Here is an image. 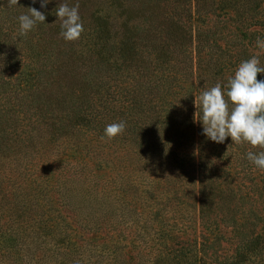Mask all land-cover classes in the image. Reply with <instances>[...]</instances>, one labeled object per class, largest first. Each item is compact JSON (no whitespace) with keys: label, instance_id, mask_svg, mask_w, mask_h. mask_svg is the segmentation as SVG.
I'll return each mask as SVG.
<instances>
[{"label":"trees","instance_id":"obj_1","mask_svg":"<svg viewBox=\"0 0 264 264\" xmlns=\"http://www.w3.org/2000/svg\"><path fill=\"white\" fill-rule=\"evenodd\" d=\"M19 1L33 6L39 0ZM62 2L79 4L85 30L78 40L60 35L55 10ZM8 9L0 10V90L27 87L34 94H49L44 102L51 121L49 142L56 137L79 147L82 140L86 145L93 139L80 136V129L125 121L124 138L111 143L109 150L126 157L139 177L144 174L146 186H155L150 192L156 199L151 217L102 241L110 251L107 264H264V170L247 159L248 151L258 154L264 149L235 144L231 137L217 143L203 134L202 123L194 122L195 95L221 78L225 50L237 47L245 57L241 61L248 59L243 32L264 24V0H50L39 10L46 21L36 27L53 45H60L62 58L56 61L40 59L48 44L42 41V52L43 37L36 38L33 30L21 36V14L14 13L13 6ZM179 55L187 61L185 81L192 82L191 115L187 145L172 148L168 131L178 133L172 62ZM23 58L28 63L21 68ZM9 70H17L15 84L13 74L5 78ZM67 75L73 80L65 86ZM257 79L264 80V74ZM57 108L62 119L51 115ZM3 120L9 124V117L0 116V125ZM219 153L225 157L223 164L215 160ZM85 172L77 165L64 167L60 186H92L82 178ZM1 192L0 264L75 263V243L66 231L73 224L101 227L111 219L92 206L79 219L81 208L71 206L65 228H59L68 252L49 254L38 246L54 228L23 227L40 212L39 206L6 205ZM132 231L133 236L125 234Z\"/></svg>","mask_w":264,"mask_h":264},{"label":"rangeland","instance_id":"obj_2","mask_svg":"<svg viewBox=\"0 0 264 264\" xmlns=\"http://www.w3.org/2000/svg\"><path fill=\"white\" fill-rule=\"evenodd\" d=\"M31 6L29 3L22 4L19 1V4L13 6V12L28 13V8ZM41 6L42 0H39L34 2L32 7L40 10ZM8 8L10 9L8 0H0V10ZM33 32L37 34L36 38H44L40 42L48 44L43 53L45 55H42L40 59L47 57L56 61L62 58L61 49H58L61 48L59 44L53 45L52 40L41 34L37 27L33 29ZM258 37L264 40V24L254 25L243 32L242 42L247 44L246 57L250 59L253 55L259 54L261 65L264 66V50L257 46ZM43 42L40 45L42 52L44 51ZM229 49L225 50L226 68L220 71L221 78L218 77L217 82L223 81L235 72L241 60L245 59L244 55L239 54L237 47ZM186 62L180 55L172 62L175 66L178 93L174 104L177 109L175 127L178 133L173 135L172 131H168V141L172 148L185 147L188 142L187 133H189L191 115L189 90L192 82L190 79L185 81ZM27 63L28 59L23 58L21 68L26 67ZM212 64L213 61L210 62V65ZM16 71L5 74L7 79L13 74L12 84L17 82ZM72 80L73 78L68 75L63 76L65 86ZM21 88L22 90H18L13 86L7 91L0 90V116L2 119L9 117L7 122L9 124L5 125L6 120H3V124L0 125V144L2 143L0 188L1 196H3L1 201L7 203L6 205L39 206L40 212L31 215L23 227L46 228L50 225L54 228L52 233L43 236L42 243L38 246L41 252L49 254L68 252L69 248H65V243L62 244L60 241V237H63L60 233H63V230L59 232V228L64 226L63 220L68 219L69 214L72 213L71 206L81 208L82 213L79 219L86 216L85 213L92 207H98L100 210L97 212L101 215L109 213L111 219L106 220L104 226L90 229L73 224L72 228L66 231L70 234L69 241L75 243L72 248L76 247L75 263L71 264H107L110 261V251L104 243L101 244L102 241L104 238L110 240V236L115 238L121 236L125 227L143 225L144 221L151 217L156 208V199L151 197L150 192L155 186H146L144 174L139 177V173L130 168L126 157L109 150L111 143L124 138L123 133L113 139H108L104 135L105 127L116 121H108L103 129H96L95 125L80 129V136L93 138L86 145H83L84 140H82V144L76 147L71 140L64 142L62 138L56 137L53 138L54 142H49L50 125L48 123L51 121L44 103L49 94L46 92L34 94L30 88ZM51 115L58 119L63 118L59 108ZM102 149L108 153L102 154ZM222 155L223 153H219L215 156V160L220 164L225 162V157ZM72 165H77L79 172L86 171L82 174V178L91 180L92 183L89 185L92 186H60L59 181L64 167ZM45 182H48V186H45ZM14 225L19 227L20 223L17 222ZM95 230H101V232L95 233ZM125 234L133 236L135 232Z\"/></svg>","mask_w":264,"mask_h":264},{"label":"clouds","instance_id":"obj_3","mask_svg":"<svg viewBox=\"0 0 264 264\" xmlns=\"http://www.w3.org/2000/svg\"><path fill=\"white\" fill-rule=\"evenodd\" d=\"M50 0H42L45 7ZM19 4V0H8V5ZM26 14L18 17L20 35L26 36L38 23L46 21V14L35 7L28 8ZM60 21V35L66 41H75L84 32V24L79 13V4L70 6L62 2L55 10ZM257 46L264 50V40L257 38ZM264 73L259 54L242 61L226 82H217L195 95L194 122L202 123L203 134L217 143L231 137L235 144L248 143L253 148L264 149V80L257 79ZM126 129V122L110 123L104 135L113 139ZM103 138V137H102ZM247 159L264 170V151L258 154L247 152Z\"/></svg>","mask_w":264,"mask_h":264}]
</instances>
